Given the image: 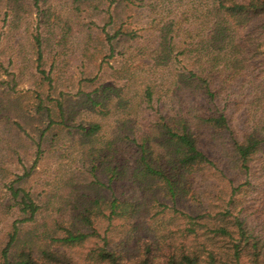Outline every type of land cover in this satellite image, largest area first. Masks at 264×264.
Instances as JSON below:
<instances>
[{"label": "rangeland", "instance_id": "obj_1", "mask_svg": "<svg viewBox=\"0 0 264 264\" xmlns=\"http://www.w3.org/2000/svg\"><path fill=\"white\" fill-rule=\"evenodd\" d=\"M25 1L26 11L18 18L0 0V261L14 223L23 218L11 187L25 189L39 207L34 222L17 224L22 238L40 237L38 245L62 250L49 240L64 235L59 225L97 231L84 245L63 250L78 264H86L105 239L127 264L136 263L143 241L158 239L224 253L230 239L215 232L221 227L237 232V216L264 242V150L247 174L233 159L229 134L204 137L201 149L217 168L196 184L195 198L177 201L157 184L111 182L107 170L133 165V141L156 129L159 109L204 111L198 109L202 100L178 79L197 65L198 58L187 52L199 39L208 1L40 0L39 8L35 0ZM171 22L180 54L171 67L159 68L154 62L158 36ZM39 32L41 68L35 43ZM108 86L115 92L108 94L107 114H100L87 96L96 97L95 91ZM148 89L154 93L153 106L147 102ZM246 101L227 108L236 135L246 126ZM96 123L102 129L93 140L79 133L78 127ZM39 141L44 151L37 159ZM113 195L135 205L136 216L115 221L109 230L108 221L96 216L93 228L85 226L87 209Z\"/></svg>", "mask_w": 264, "mask_h": 264}, {"label": "trees", "instance_id": "obj_2", "mask_svg": "<svg viewBox=\"0 0 264 264\" xmlns=\"http://www.w3.org/2000/svg\"><path fill=\"white\" fill-rule=\"evenodd\" d=\"M80 1V0H75ZM207 12L200 23L203 27L198 41L192 44L193 54L198 60L188 75H180L179 82L190 88L195 97L202 100L200 110L159 109L160 117L154 130L144 133L134 140L137 157L131 167L116 165L108 167L111 182L124 179L137 183L159 185L173 201L184 196L195 198L196 184L203 183V178L216 169L213 160L201 149L204 137L219 138L229 134L231 153L239 169L249 173L253 161L264 150V0H207ZM7 12L10 9L20 18L19 13L26 11L25 0H6ZM40 0H35L39 8ZM6 12V16H7ZM175 24H165L158 36V47L154 62L159 68L171 67L178 57L175 43ZM38 62H43V42L41 33L35 36ZM183 54V52H181ZM46 81L51 82L45 71ZM96 97L89 94L87 102L100 114H107V104L113 87L104 88ZM236 94V97H231ZM247 93V94H245ZM153 91L148 89L146 97L149 106H153ZM239 98H242L241 100ZM249 106L246 126L236 135L232 127L233 115L227 108L240 107L245 99ZM225 102L224 107L219 103ZM235 102V104L233 103ZM244 105V106H245ZM42 106V101L40 103ZM63 112L62 104H58ZM66 126V125H65ZM100 124L78 127L79 133L88 140L101 131ZM44 135L41 136V139ZM40 139V140H41ZM41 142H38L39 159L43 155ZM116 159L115 156L112 157ZM37 164V161H36ZM12 201L20 208L23 218L14 223L9 241L2 251L0 264H78L70 250L85 244L97 232L87 234L78 227L59 225L57 230H65L61 237H49L52 245L63 248L53 250L38 245L40 237H21L17 224L34 222L39 207L30 193L20 187H11ZM233 202V201H230ZM96 207V208H95ZM95 207L87 209L82 216L85 226L94 227L92 217L107 220L109 228L117 220H129L136 216L135 205L122 201L115 195L110 200L95 201ZM229 214V212H227ZM194 221V218H191ZM237 232L221 227L216 234L229 238V247L224 253L215 252L204 245L200 250L197 245L170 243L166 240L143 241L135 264H262L264 261V242L252 231L245 228L244 221L235 217ZM192 234L195 231L191 232ZM50 236V235H49ZM197 237V236H196ZM38 239V240H37ZM197 241V239H195ZM195 242V241H194ZM206 256V257H203ZM86 264H127L120 251L109 249L105 239L103 247L90 253Z\"/></svg>", "mask_w": 264, "mask_h": 264}]
</instances>
